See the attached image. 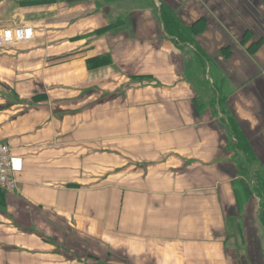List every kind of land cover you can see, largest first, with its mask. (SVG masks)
Segmentation results:
<instances>
[{
	"label": "crops",
	"instance_id": "1",
	"mask_svg": "<svg viewBox=\"0 0 264 264\" xmlns=\"http://www.w3.org/2000/svg\"><path fill=\"white\" fill-rule=\"evenodd\" d=\"M151 1L142 39L158 47L156 65L140 73L157 80L149 121L127 106H103L102 118L96 106L85 118L57 109L55 122L40 109L38 138L23 147L20 117L0 130L15 177L0 190V264H264V189L230 146L248 143L264 164V25L233 0L230 18L217 0ZM162 5L180 22L158 23Z\"/></svg>",
	"mask_w": 264,
	"mask_h": 264
},
{
	"label": "rangeland",
	"instance_id": "2",
	"mask_svg": "<svg viewBox=\"0 0 264 264\" xmlns=\"http://www.w3.org/2000/svg\"><path fill=\"white\" fill-rule=\"evenodd\" d=\"M233 1L249 18L258 15L264 25V7L258 9L250 0ZM215 3L218 16L224 15L226 0ZM155 7L151 0H0V110L9 109V120L0 119V130H10L11 120L20 117L13 130L19 133L15 136L23 147L27 138H38L32 128L43 123L42 115L37 114L40 109L50 110L43 116L55 122L57 111L65 112L62 117L73 112L85 118L87 109L96 106L95 112L102 118L103 106H120L123 112L127 106L129 118L149 121L154 112L150 106H157L152 104L157 80L140 73L155 68L150 55L158 47L142 39V24L148 17L144 12ZM167 12L162 5L160 19L156 12L154 15L157 22L170 23ZM173 16L170 19L179 23L177 15ZM158 95L163 96L160 91ZM20 125L29 134L19 130ZM51 127L49 121L45 127L48 136L57 133ZM0 143L9 145L7 139ZM242 143L232 141L230 146L241 153L235 155L248 166V179L256 187L257 182H264V164L248 143H243L247 151L241 150Z\"/></svg>",
	"mask_w": 264,
	"mask_h": 264
},
{
	"label": "built area",
	"instance_id": "3",
	"mask_svg": "<svg viewBox=\"0 0 264 264\" xmlns=\"http://www.w3.org/2000/svg\"><path fill=\"white\" fill-rule=\"evenodd\" d=\"M10 145L0 143V190L12 191L15 187L14 156Z\"/></svg>",
	"mask_w": 264,
	"mask_h": 264
},
{
	"label": "trees",
	"instance_id": "4",
	"mask_svg": "<svg viewBox=\"0 0 264 264\" xmlns=\"http://www.w3.org/2000/svg\"><path fill=\"white\" fill-rule=\"evenodd\" d=\"M235 132V131H234ZM253 158V157H252ZM259 184H261L260 185V188H261V190L262 189H264L263 187H264V182H262V181H259V182H257V184L256 185H258L259 186ZM259 190V187H258V190L256 191V194L260 197V200H261V202H260V206H262V216L261 217H263L264 216V197H262V192ZM261 223H262V225H264V218L262 219V221H261Z\"/></svg>",
	"mask_w": 264,
	"mask_h": 264
},
{
	"label": "bare ground",
	"instance_id": "5",
	"mask_svg": "<svg viewBox=\"0 0 264 264\" xmlns=\"http://www.w3.org/2000/svg\"><path fill=\"white\" fill-rule=\"evenodd\" d=\"M118 115V114H117Z\"/></svg>",
	"mask_w": 264,
	"mask_h": 264
}]
</instances>
